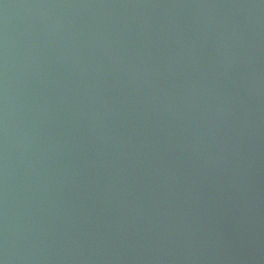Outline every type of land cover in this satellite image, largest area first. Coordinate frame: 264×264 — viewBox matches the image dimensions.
<instances>
[{
    "label": "water",
    "instance_id": "obj_1",
    "mask_svg": "<svg viewBox=\"0 0 264 264\" xmlns=\"http://www.w3.org/2000/svg\"><path fill=\"white\" fill-rule=\"evenodd\" d=\"M0 264H264V0H0Z\"/></svg>",
    "mask_w": 264,
    "mask_h": 264
}]
</instances>
